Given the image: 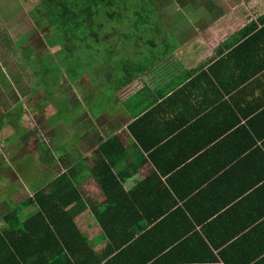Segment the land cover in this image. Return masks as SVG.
<instances>
[{
  "label": "crops",
  "instance_id": "1",
  "mask_svg": "<svg viewBox=\"0 0 264 264\" xmlns=\"http://www.w3.org/2000/svg\"><path fill=\"white\" fill-rule=\"evenodd\" d=\"M168 2L170 10L178 6L170 19ZM154 4L152 39L137 47L136 87L89 105L90 93L75 89L72 100L81 108L70 122L48 127L69 133L63 141L52 135L59 163L69 168L77 164L69 157L90 160L77 167L89 197L79 229L99 256L110 235L131 236L112 254H126L122 264H264V0ZM9 134H0L3 146L29 136L10 141ZM76 134L88 141L73 142ZM115 137L118 148L105 156L116 175L107 197L92 153ZM65 147L70 153L63 158ZM24 149L15 160L23 167ZM26 188L14 204L33 194ZM93 203L104 213L96 214ZM143 236L139 254L147 261L137 262L132 245Z\"/></svg>",
  "mask_w": 264,
  "mask_h": 264
},
{
  "label": "trees",
  "instance_id": "2",
  "mask_svg": "<svg viewBox=\"0 0 264 264\" xmlns=\"http://www.w3.org/2000/svg\"><path fill=\"white\" fill-rule=\"evenodd\" d=\"M31 4L36 6L35 16L43 13L47 17L44 36L51 38L61 53L55 56L39 45L29 48L26 53L21 51L31 76L41 78L32 91L26 93L25 99H18L0 114V121L5 119L14 129L12 133L11 127H3L14 135L10 141L18 138L19 129L22 136L28 131L29 137L40 134L39 127L32 129L22 121L25 111L32 114L45 112V122L41 126L70 122L69 116L75 108H81L72 100L75 89L90 93L86 94L89 105L99 103L113 93L121 95L130 85L136 87L139 73L137 47L141 40L152 39L153 25L158 20L154 0H33ZM19 32L24 34L26 30L21 28ZM32 34L30 30L29 37ZM23 39L26 36L20 41ZM146 43L152 46L149 41ZM86 67L89 71L83 73ZM56 72L60 74L57 80H46ZM55 87L56 94L53 92ZM60 104L64 105L66 116H58ZM114 143H119L117 137L103 142L92 153L94 174L107 197L110 196L108 184L116 175L112 170L113 163L105 156L109 149L118 148ZM45 150L44 146L33 148L26 156L31 176L34 167L39 171L50 166V158L41 156ZM62 155L68 157V154ZM53 156L57 157L55 153ZM87 158L86 166H91ZM77 176V167L71 166L53 178L50 176L47 181L42 180L26 201L17 203L29 210L19 213L12 209L6 213L5 220L18 216L22 227L0 228V264H115V259L116 264H122L126 254H112L120 251L131 236L110 235L106 252L99 256L95 252L97 244L80 231L76 217L88 208L89 199H86L87 191L77 182ZM38 177L39 180L41 176L38 174ZM93 204L96 214L104 213L100 205ZM142 242L137 239L136 245H132L133 259L137 262L147 261L139 254L146 245L144 236ZM107 255H111L108 260L104 259Z\"/></svg>",
  "mask_w": 264,
  "mask_h": 264
},
{
  "label": "rangeland",
  "instance_id": "3",
  "mask_svg": "<svg viewBox=\"0 0 264 264\" xmlns=\"http://www.w3.org/2000/svg\"><path fill=\"white\" fill-rule=\"evenodd\" d=\"M32 2L33 0H0V114L5 113L4 111L7 110L8 106L16 103L18 99L22 100L27 92L30 93L41 78V76L39 78L31 76L23 54L28 52L29 48L35 45H39L46 48V50H50L55 56H58L61 53L60 47L56 45V43L51 38L44 36L45 30H47V17L43 13H40L41 15L39 16L36 14L35 16L34 13L36 12V6L32 5ZM173 3L174 2H172V4ZM172 4L168 2L166 7H164L166 11V19H170L173 8L178 7L176 4H174L173 8L170 10ZM184 4L185 2L182 1L179 2L178 5ZM16 26L19 28L17 29ZM21 28H25L26 33H20L19 31ZM30 30L33 31V34L29 37ZM37 30L40 33H38ZM22 36H26V39L20 41ZM87 71H89L88 67L84 69L83 73ZM59 77V72H56L54 75L52 74L48 76L46 80L54 81ZM53 92L56 94V87ZM60 107L61 111H59L58 116H66L67 111L65 110L64 105L60 104ZM119 107L120 105H117L114 108L116 109ZM25 112L26 113L22 118V121H24V123L27 125L37 128L39 127L40 134L38 136L33 134L35 137H23L20 135L22 130L19 129V134H17L18 138L23 137L22 139L20 138V140L18 139L19 142L14 141L13 144L10 143L11 146H3V144L0 143V183L2 184V187H4L3 189H0L1 229L4 227L10 229L22 227V222L18 216H14L10 220H5L4 218L6 213L12 209L18 211L19 213H23V210L26 209L25 207L19 206L18 204H14L13 199H21L22 194L24 193L23 190L25 189L28 192L26 188L28 184L29 188L34 190L36 185H39V182L41 183L42 180L47 181L50 176L52 177L53 175H58L65 168H68V165L65 162L59 163L57 157L53 156L55 151V144L53 141H58L59 139L52 135L56 133L55 136L62 138L61 141H63L68 137L69 133L66 132L65 134L64 131L51 129L46 127V125L41 126L45 122V112H39L37 114H32L29 111ZM6 125L11 127L12 133H14L13 127L9 126L11 125L10 122L2 119L0 121V134L2 132L4 134L7 133V131L3 129V127ZM27 134L29 135V131L26 133V135ZM12 135L13 134H9V136H7L9 140L14 137V135L13 137ZM76 135L75 137H78V135ZM78 138H76L73 142L81 144V146L88 141L81 137ZM2 142H4L3 139ZM75 143L74 147L77 146ZM40 146H44L46 148L45 153L41 156L45 158H52V160L50 159L52 162H49L51 163L49 168H52V173L47 167H42L39 171H36V167H34L31 169V176L29 174L30 168L27 169V163L24 161L25 167H23L20 161L15 163V160L16 158L17 160H20L18 156L21 155L22 151H25V147L30 151L33 148L38 149ZM75 150L76 152H79L78 149ZM16 151L18 153L15 156L14 153ZM61 151H63V154L65 152L70 153L67 147ZM68 159L71 162L76 160V167H84L87 165L84 158L76 159L69 157ZM9 162L11 165H9ZM56 163L59 165L58 171L55 169L56 166L54 167V164ZM9 170H11V172H9ZM38 174L41 176L39 180ZM21 185H23V190L19 189ZM83 213H86L88 218V210L84 211ZM21 215L24 216V214ZM76 221L77 223H80L81 226V222L78 221L77 217Z\"/></svg>",
  "mask_w": 264,
  "mask_h": 264
}]
</instances>
